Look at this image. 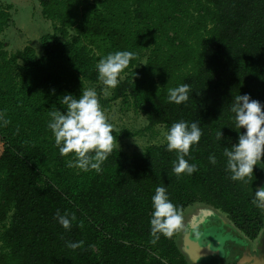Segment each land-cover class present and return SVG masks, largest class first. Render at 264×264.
<instances>
[{
    "label": "trees",
    "instance_id": "obj_1",
    "mask_svg": "<svg viewBox=\"0 0 264 264\" xmlns=\"http://www.w3.org/2000/svg\"><path fill=\"white\" fill-rule=\"evenodd\" d=\"M38 2L54 26L41 39L40 57L31 46L5 49L1 35L12 7L0 6V115L8 121L0 120V264H188L181 230L150 243L151 196L161 184L184 215L207 205L254 238L264 227V214L251 203L264 155L242 183L229 178L222 152L238 138L232 99L248 93L264 105V0ZM117 50L136 55L111 98L98 97L102 109L123 100L148 128L166 132L178 120L199 121L202 136L186 157L197 165L193 174L171 171L176 155L166 142L134 154L113 147L99 173L66 166L74 156L60 155L49 112L64 110V94L78 97L99 84L97 62ZM182 83L190 84L189 100L170 103L167 89ZM113 135V144L131 136L114 128ZM57 210L75 214L69 229L54 219ZM65 241L83 245L73 250Z\"/></svg>",
    "mask_w": 264,
    "mask_h": 264
},
{
    "label": "clouds",
    "instance_id": "obj_2",
    "mask_svg": "<svg viewBox=\"0 0 264 264\" xmlns=\"http://www.w3.org/2000/svg\"><path fill=\"white\" fill-rule=\"evenodd\" d=\"M135 53L129 50H117L102 56L96 65L98 79L102 81L106 89L115 88L120 80L122 70L127 68ZM190 84L182 83L176 87L167 89V100L177 105L189 100ZM55 93V89L51 90ZM60 104L64 110L53 109L49 112L50 119L47 128L54 136V144L61 156L72 153L74 159H69L66 166L78 168L82 171L95 170L99 173L101 165L113 151L114 139L113 124L102 109L97 92L94 88H85L77 97L66 93L60 97ZM264 105L259 100L252 99L250 94H238L230 103L231 117L235 129L238 130V138L230 147H224L222 155L225 158V170L233 181L247 183L253 175L254 165L261 162L264 155ZM0 120H4L0 115ZM244 131L241 132L240 129ZM202 136L199 121L178 120L171 124L165 134L166 148L175 151L176 159L172 161L171 171L180 176L191 175L197 171V165L190 163V148L195 146ZM223 133L218 130L215 140L220 142ZM209 163L215 165L217 157L214 153L208 155ZM152 212L149 220L150 243L155 244L160 236L172 237L173 234L183 229L188 231L184 224L183 210L175 205L169 198L167 187L163 184L155 187L151 196ZM251 203L264 214V185L256 187L252 191ZM54 219L64 229L71 227L76 219L74 213L59 210L54 214ZM197 237L200 233H195ZM83 245V241H65V246L77 249ZM211 248V245H208ZM201 257H197L199 261ZM162 264H167L162 260Z\"/></svg>",
    "mask_w": 264,
    "mask_h": 264
},
{
    "label": "rangeland",
    "instance_id": "obj_3",
    "mask_svg": "<svg viewBox=\"0 0 264 264\" xmlns=\"http://www.w3.org/2000/svg\"><path fill=\"white\" fill-rule=\"evenodd\" d=\"M0 6L12 7L11 23L1 35L5 49L12 54L31 46L40 57L43 54L41 39L47 34H54V26L51 21L43 17L38 0H0ZM147 55L148 52L143 53L141 66L145 64ZM88 88H94L98 97L110 99L112 96V88L106 89L102 81L96 85H88ZM103 110L109 122L113 124L114 130H127L131 134L130 137L115 143V148L128 154L143 153L149 145H160L166 142V130L163 126L148 128L147 118L134 111L123 100L112 101L110 107ZM1 151L0 146V153ZM263 182L264 178L261 184Z\"/></svg>",
    "mask_w": 264,
    "mask_h": 264
},
{
    "label": "flooded vegetation",
    "instance_id": "obj_4",
    "mask_svg": "<svg viewBox=\"0 0 264 264\" xmlns=\"http://www.w3.org/2000/svg\"><path fill=\"white\" fill-rule=\"evenodd\" d=\"M198 207H200V205L192 207V209L185 213L184 224L188 231L193 229L191 233L193 236H196L195 233L197 231L199 233H208L210 243L213 245L212 249H209L213 254L206 257V259L201 258L198 264H220L222 262L224 264H247L248 259L254 261V256H259L260 248L263 245L264 227L254 238H251L236 227L228 216L221 211L219 212L222 216L219 217H215L214 215L204 216L206 214L202 213L199 215L200 217L195 218L192 222L191 220L187 221L190 213L195 211ZM202 216H204V218L207 217L203 223L202 221L204 218H202ZM188 231L181 229L179 245L187 263L192 264L188 260L187 255L183 252L185 241L184 234L188 233ZM237 234L240 237L239 241L241 245H238L232 239H228V235L233 237L234 235L237 236ZM201 241L203 242V240Z\"/></svg>",
    "mask_w": 264,
    "mask_h": 264
},
{
    "label": "water",
    "instance_id": "obj_5",
    "mask_svg": "<svg viewBox=\"0 0 264 264\" xmlns=\"http://www.w3.org/2000/svg\"><path fill=\"white\" fill-rule=\"evenodd\" d=\"M261 185H264V182ZM202 213L206 214L204 216H210V215H214L215 217L222 216V214L219 212L218 209H215L207 205H200V207H198L195 211L190 213V216L188 217L187 221L191 220L192 222L195 218L200 217L199 215H201ZM204 216H202V218H204ZM206 218L207 217L204 218L202 223L206 220ZM192 230L193 229L189 230L188 233L184 234L185 241H184L183 252L187 255L188 260L192 264H198L199 261H197V257L200 256L201 258L206 259V257H209L213 254L212 251L210 252L209 250L212 249L213 245H211L210 243L208 233H200V236L197 237L191 234ZM228 239H232L235 243L241 245L239 241L240 237L238 234L237 236L234 235L233 237H231V235H228ZM201 240H203V242ZM262 242L263 245L260 248L259 256H254L253 258L254 261L248 259L247 264H264V238L262 239ZM209 244L211 245V248L208 247Z\"/></svg>",
    "mask_w": 264,
    "mask_h": 264
},
{
    "label": "built area",
    "instance_id": "obj_6",
    "mask_svg": "<svg viewBox=\"0 0 264 264\" xmlns=\"http://www.w3.org/2000/svg\"><path fill=\"white\" fill-rule=\"evenodd\" d=\"M168 264V263H167Z\"/></svg>",
    "mask_w": 264,
    "mask_h": 264
}]
</instances>
